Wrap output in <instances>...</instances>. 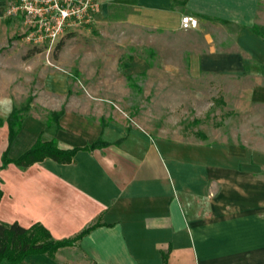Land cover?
Returning <instances> with one entry per match:
<instances>
[{"label": "crops", "instance_id": "obj_1", "mask_svg": "<svg viewBox=\"0 0 264 264\" xmlns=\"http://www.w3.org/2000/svg\"><path fill=\"white\" fill-rule=\"evenodd\" d=\"M187 14L197 17V28H182ZM98 17L198 36L188 59L193 77L260 80L246 95L264 109V0H101ZM128 60L123 68L139 69L132 55ZM5 65L0 59V118L7 119L31 94L12 89L19 75ZM127 80L141 91L132 74ZM32 95L13 143L8 125L0 127V221L39 222L59 241L94 227L74 245L22 264H264V135L248 142L157 138L128 123L112 100L78 97L65 71L48 72ZM38 138L80 149L72 163L46 158L2 168L5 151L18 159Z\"/></svg>", "mask_w": 264, "mask_h": 264}, {"label": "rangeland", "instance_id": "obj_2", "mask_svg": "<svg viewBox=\"0 0 264 264\" xmlns=\"http://www.w3.org/2000/svg\"><path fill=\"white\" fill-rule=\"evenodd\" d=\"M7 7L8 0H0V59L9 64L5 68L11 75H19L13 90L20 85L34 99L48 72L65 71L78 97L112 100L113 109L128 123L140 124L157 138L248 142L251 134L264 135L263 106L246 95L260 80L193 77L188 59L198 36L148 32L113 21L101 24L97 17L66 32L52 48L36 46L23 39L18 19L6 15ZM129 55L134 59L130 62L139 61V69L121 66ZM128 74L141 84V91L130 86Z\"/></svg>", "mask_w": 264, "mask_h": 264}, {"label": "trees", "instance_id": "obj_3", "mask_svg": "<svg viewBox=\"0 0 264 264\" xmlns=\"http://www.w3.org/2000/svg\"><path fill=\"white\" fill-rule=\"evenodd\" d=\"M129 78L132 79L131 76ZM33 100L32 96L28 97L27 103L22 107L16 105L7 119L0 118V127L4 124L8 125L10 144L13 143L12 141L21 131L23 119L26 112H29ZM61 114L62 112L51 113L50 118L57 120ZM204 136L202 135V137ZM101 145L102 142L98 141L86 149L96 148ZM79 149L77 147L74 149L59 148L56 140L52 139L45 142L38 138L32 148L21 154L18 159L10 158L8 151H5L2 168L10 163H14L22 168H28L36 162L44 161L46 158H51L59 163H72ZM2 194L0 188V198ZM93 227L94 225L82 231L74 238L59 241L55 240L50 231L39 222L31 227H24L17 222L3 223L0 221V263L6 260L11 264H22L30 255L40 253L53 254L58 249L64 248V246L77 243L79 238L87 234Z\"/></svg>", "mask_w": 264, "mask_h": 264}, {"label": "built area", "instance_id": "obj_4", "mask_svg": "<svg viewBox=\"0 0 264 264\" xmlns=\"http://www.w3.org/2000/svg\"><path fill=\"white\" fill-rule=\"evenodd\" d=\"M101 0H8L6 15L19 19L22 37L36 46L54 47L74 28L97 20ZM182 28H197L193 15H184Z\"/></svg>", "mask_w": 264, "mask_h": 264}]
</instances>
